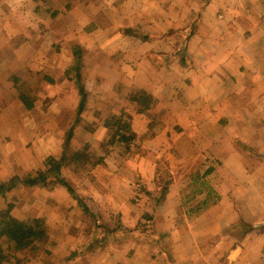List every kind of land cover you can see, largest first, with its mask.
Wrapping results in <instances>:
<instances>
[{"label":"crops","instance_id":"obj_1","mask_svg":"<svg viewBox=\"0 0 264 264\" xmlns=\"http://www.w3.org/2000/svg\"><path fill=\"white\" fill-rule=\"evenodd\" d=\"M93 1H80L70 11L78 13L86 22L97 24L91 31L82 28L80 42L89 37L87 35H95L97 30L103 29L104 25L100 26L97 18L99 15H104L110 22L115 19V13L109 14L105 9L92 10V6L96 7L91 4ZM143 1L146 0H101V5L105 8L106 4L109 5L116 16L122 14L127 26L138 21L148 30H157L159 34L151 33V36L148 31L146 39L158 38L159 42L148 40L140 46H150L149 43L154 42L151 46L159 50L149 51L146 48L138 56L141 60L137 64L126 59L118 61V53H112L116 56L108 53L111 55L103 56L91 67L93 71L85 80V88L98 102H109L110 109L117 108L122 94L144 91L153 105L156 104L133 115L132 130L144 132L147 126L140 130L139 123L149 125L152 117L172 121V129L155 127L156 135L148 139L146 146L182 162L187 161L195 150L204 151L208 154L207 158L213 154L221 164L208 177H218L214 188L220 198L192 219L188 220L184 215V223L178 224L173 216L182 211V188L177 181L172 184L154 220L167 233L164 243L170 258L154 243H149L152 253L148 254L143 251L142 242L117 244L115 239L110 238L107 242L110 248L100 257L97 255L95 260L89 261L91 254L86 248L75 261L78 264H264V227L254 228L241 237L229 232L242 223L256 226L264 220V0H210L197 14L192 31L194 16H185L179 10L175 16L165 12L173 14L175 10L170 11V7H178L184 1ZM158 22L161 24L157 25ZM167 22L170 25L165 28ZM167 28L179 35L189 30L183 63L177 57L167 63L152 56L155 52L177 50L178 41H170ZM101 35L111 36L106 31H101ZM84 50L92 52L88 47ZM93 52L96 53L95 50ZM1 60L4 61L0 54V68ZM70 82L64 78L50 85V96L53 98L48 97L57 102L58 111L64 113L62 118L71 119L65 127L57 129L47 125V135L32 140L29 145L20 140L27 130L23 121L18 119L22 109L16 113L14 124L4 128L0 126V133L12 135L5 144L0 142L1 182L9 181L16 175H35L44 167L47 157L60 156L64 134L74 119L80 101L77 88L72 86L71 92H68ZM14 86V82L11 84L6 79H0V103L8 105L0 107L1 113L17 108L18 104L24 106ZM69 93L74 96L76 106L67 109L65 104ZM35 104L32 109H27L26 114H33L39 125L38 116H46L49 109H36L37 102ZM6 117L11 118L9 114ZM169 132L174 135V141L168 139ZM62 173L71 186L79 193L92 197L98 207L100 202H105L103 204L109 205L115 212H121L123 219L126 213H136V222L142 220L137 208L129 202L134 177H91L88 184L90 190H86L85 183L80 181V177L85 175H81L83 173L75 166L62 168ZM18 188L24 189L23 199L28 200L34 210H47L46 213L40 210L37 217L49 216L50 212L59 210L57 207H64V202L69 206H78L68 195V189L59 182L34 186L20 184ZM13 193L12 190L8 195ZM72 224L69 223L66 228L70 229ZM225 228L229 234L226 256L222 258L223 262H219L218 250L209 249L211 245L205 244V241ZM61 240L57 246L85 245L89 239L71 233Z\"/></svg>","mask_w":264,"mask_h":264},{"label":"rangeland","instance_id":"obj_2","mask_svg":"<svg viewBox=\"0 0 264 264\" xmlns=\"http://www.w3.org/2000/svg\"><path fill=\"white\" fill-rule=\"evenodd\" d=\"M80 1L84 0H0V54L4 60H1L3 63L0 68V79L2 81L6 79L8 83L13 84L12 76H18L20 81L18 83L19 86H14L16 91L21 87L26 94L34 97L35 102H37L36 109H39V107L45 110L49 109V115L40 114L38 116L39 121L37 122L40 123L39 125L33 119V114L31 116L30 114H26L28 110L23 105L21 106V104H18L17 108L8 109L3 113L0 112V126L4 128L14 124L16 122V113L19 109L23 110L24 114L22 113L18 118L23 121L26 126L25 128H27L20 139L22 143L31 145L33 143L32 140L36 138L42 139L44 134L47 135L45 130V126L47 125H52L55 128L57 127V129L60 126L63 128L65 127V123L71 120L62 118L64 116L63 111H58L59 105L57 102H52L48 97L50 96V85L66 78L64 74L66 68L70 66L69 71H72L75 67L73 63V42L79 44L83 50V63L81 67L83 72L82 82L84 83L86 79H89V73L93 71L91 67L95 63L100 62L103 56L118 53V61L126 59L137 64L138 60H141L138 56L143 54L146 48L149 51L159 50L156 46H151L154 42L149 43L150 46H140L148 40L149 42L151 40L158 41V38L146 39L148 31L150 32L149 36H151V33L157 32L159 34L157 30L154 31L151 28L148 30L145 28L146 25L138 21L127 26L124 16L122 14L116 16V12L107 4L106 8L102 7L101 0H94L91 3L96 6H92V10L98 9L100 11V9H105V12L109 14L115 13L113 16L115 19L110 22L104 15H99L97 18L100 21V26L104 25L103 29L97 30L98 33L95 32V35L92 33L91 35H87L89 37L83 38L82 42H80L79 34L82 32V28H85L86 31H91L97 26L93 21L86 22L78 13L70 12L73 6ZM146 1H143V3H146ZM183 1L184 4L175 7L177 11L174 5L170 7V11L175 10L176 13L165 12L169 16H175L179 12L185 16H194L195 20L190 29L192 31L195 28L197 14L208 3L207 0H182L181 3ZM68 3L70 6L67 5ZM18 9L21 11H18ZM55 10L59 13L55 17H51L52 11ZM159 24L161 23L158 22L157 25ZM169 25L170 23L167 22V24H164V27L166 28ZM101 31H106L107 35L110 34L111 36L101 35ZM167 32L168 34L170 33L168 36L170 37V41L174 43L178 41L177 50L171 53L155 52L152 56L157 61L161 60V62L169 63L170 56L172 58H181L185 54L183 50H185L184 47L188 39L189 30L187 33L180 35L177 32H170L169 28H167ZM84 47L92 49V52L84 50ZM165 54H168V56H165ZM112 55L116 56L117 54ZM49 78H52L54 83H50ZM70 83L68 92H71L70 88L72 86L75 87L72 81ZM144 97H146L144 91H129L127 94L120 96L117 108L110 109L109 102L100 103L94 95L87 91L86 109L82 112L81 121L77 123L69 145L67 147L65 145L66 133L64 134L62 143V152H64L65 147L67 148L66 152L68 155L76 151L80 152V158L77 162H71L63 168L73 165L76 169L80 170L83 173L81 175H85V177H80V181L82 184L85 183L86 190H90L88 184L91 182V177H134L131 184L132 187H130L131 196L129 202L137 208L142 220L136 222V213H126L123 219L121 212H115L109 205H104L103 203L105 202H100V207H98L92 197L79 193L72 186L76 196L83 199V203H79L77 198L68 193L75 203H78V206L74 207L72 204V206H69L67 202H64V207H57L59 210L55 209L52 213L50 212L49 216L42 217L46 221L48 238L41 243H37V249L28 248L22 251H11L9 254L10 259L4 261L2 264H78V261H75V259L78 260L79 253H83V250L86 248L89 250L88 254H91L89 261H93L97 258V255L100 257L103 252H106L110 248V244L107 243L110 238L115 239L117 244H125L129 241L140 244L142 242L144 245L143 251L148 254L152 253V250L148 248L149 243L143 239L145 235L141 231L143 226L141 230L135 231L120 229L111 233L108 237L95 230V233L91 237L88 231L94 228V220L89 213L84 211L83 205H91V202L94 203L92 207L98 211L96 222L107 228L115 227L118 222L133 228L140 223H147L143 215L144 213L153 211V201L149 191L162 190L164 187L172 186L177 181L182 188L180 192L181 200L183 197L184 201H187L186 205L181 203L182 211L173 216L174 222L181 224L184 223V215L189 220L187 212L195 207L198 200H200L202 195L198 191L207 187L216 191L214 184L218 177H207L204 180L205 185L200 183L189 187L191 174L197 170L204 171L206 166L211 164L210 162L217 160L213 154H210L211 156L207 158L206 155L208 154L204 151L195 150L193 155L188 156L187 161L182 162L181 159L166 155V153L162 154L159 150L150 149L146 146V143L149 141L148 139L156 135L155 127H160L161 130L172 129L174 126L172 121H169L167 118L158 119L152 117L149 125L139 123V125L141 124L140 130L143 126H147L144 132L140 131L137 133L132 130L133 115L137 112H142L141 109L146 110L153 105L148 95L147 100H143ZM74 100L75 98L72 93L71 95L69 93L65 107L67 109L74 108L76 106ZM6 106H8L6 103H0V107L5 108ZM54 106L56 107L54 108ZM8 114L11 118L6 117ZM75 116L76 111L71 124L74 122ZM119 119L129 122L131 130L127 135L133 134V136L130 141L123 142L119 141L117 135L114 143H112V134L118 129V125L115 122ZM106 122L109 125H106ZM103 127L106 130H103ZM172 136L174 135L169 132L168 139L174 141L175 137ZM11 137L12 135L7 133H0L1 144H5ZM78 174L80 175L79 172ZM62 176L65 178L63 173ZM18 187L12 189L14 193L10 194V196L8 194L12 190L7 191L5 195H0V210L10 209L11 215L20 220L37 217L40 210L45 213L47 212L46 209L34 210L35 208L31 207L32 205L28 200L23 199L24 189ZM194 193L197 194V198H189ZM161 205L157 207V210ZM101 209L104 214L101 213ZM261 222L264 225V220ZM69 223H73L70 229L66 228L69 227ZM152 223L153 227L160 232H164L155 222ZM56 226H62V228L57 229ZM239 226L229 232L241 237L245 226ZM71 233L78 234V236L85 237L86 239L88 238L87 244L57 246L58 242L62 241L61 239ZM228 236L229 234L226 233L225 228L217 236H213L205 241V244L211 245V247L208 246L209 249L216 248L218 250L219 262H223L221 261L223 257L225 259L226 239L229 238ZM18 260L21 262L17 263Z\"/></svg>","mask_w":264,"mask_h":264},{"label":"trees","instance_id":"obj_3","mask_svg":"<svg viewBox=\"0 0 264 264\" xmlns=\"http://www.w3.org/2000/svg\"><path fill=\"white\" fill-rule=\"evenodd\" d=\"M209 0H207V3ZM67 5L70 6L68 3ZM59 12L57 10L52 11L51 17H55ZM73 48V63L74 68L72 71H69V68H66L64 74L65 77L72 81L75 87L78 90V94L80 96V101L76 109V116L74 122L70 125V127L66 131V138H65V145H69L73 134L75 127L78 122L81 121L82 118V112L84 109H86V103H87V91L85 88V83L82 82V63H83V50L79 44L76 42H73L72 45ZM184 51V50H183ZM165 56H168V54H165ZM170 56V55H169ZM171 57V56H170ZM170 61L174 60V58H170ZM185 54L181 56L180 60L182 63L184 62ZM12 81H14V84L17 86L20 79L18 76H12ZM50 83H54V80L52 78H49ZM19 86V85H18ZM19 91V98L22 100L24 106L26 109H32L35 105V99L29 94H26L25 91L20 87L18 88ZM143 100H147L146 97L143 98ZM117 124L118 129L115 130V132L112 134V143H114L116 136L118 135L119 141L127 142L132 139L133 134L127 135L130 132V124L128 121H123L122 119H119L115 122ZM106 125H109L108 122H106ZM132 132V131H131ZM64 148V152L61 153L59 157L55 156H49L46 158L44 162V167L42 169H39L35 175H26L25 177H19L14 176L9 181L1 182L0 181V195H5L7 191H10L20 184H23L25 186H34V185H46L51 182H59L63 186H65L68 191L78 199L79 203H83V199L81 197H77L75 190L72 188V186L66 181V179L62 176L61 169L68 165L71 162H77V160L80 158V152L76 151L72 153L71 155H68L66 152L67 148ZM221 164L220 160H215L211 164L207 165L204 171L197 170L193 174H191L190 178L191 181L189 183V187L196 186L198 184L205 185V178L214 173L217 166ZM49 179V180H48ZM171 186L164 187L162 190H155V191H149L150 196L152 197L153 201V211L144 213L143 218L147 221V223H140L135 227L122 225L121 223H116L115 227L113 228H107L104 225H101L100 223L96 222V218H98V211L96 208H93L94 203L91 202L90 204H84L83 208L84 211L89 213L93 220H94V228L89 230L91 237L95 233V230H97L99 233H103L105 237H108L111 235V233L117 231V230H125V231H135V230H141V227L143 226V229L141 230L144 235V240L148 243H154L156 244L166 256L169 257V250L167 249L165 243H164V237L166 233L160 232L158 229L153 227V223L157 214V207L161 205L164 200L166 199L167 194L170 191ZM183 193V190H182ZM199 194H202L200 200L196 203L195 207L191 208L187 212V215L189 219L194 218L195 216H198L201 212L208 209L211 205H214L219 200L218 193L210 188H203L202 190L198 191ZM189 198H197V194H193L189 196ZM187 201H184V198L182 197V204L184 205ZM186 205V204H185ZM246 223V222H245ZM242 223L243 227L245 226V229L242 232V235L246 234L250 230L254 228H262L264 227L263 224H257L254 226L253 224L249 223ZM146 224V225H145ZM241 225V224H240ZM262 226V227H261ZM106 227V228H105ZM241 235V236H242ZM48 238V231H47V225L46 221L42 217H33L26 220H20L14 216L11 215L10 209L6 210H0V264H2L4 261H8L10 259L9 254L11 251H22L28 248H34L37 249V243H41L42 241H45ZM77 254V253H76ZM170 258V257H169ZM21 261H17L19 263Z\"/></svg>","mask_w":264,"mask_h":264}]
</instances>
